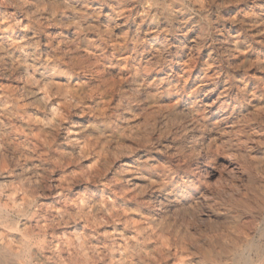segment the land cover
<instances>
[{
	"label": "clouds",
	"instance_id": "1",
	"mask_svg": "<svg viewBox=\"0 0 264 264\" xmlns=\"http://www.w3.org/2000/svg\"><path fill=\"white\" fill-rule=\"evenodd\" d=\"M0 264H264V0H0Z\"/></svg>",
	"mask_w": 264,
	"mask_h": 264
}]
</instances>
